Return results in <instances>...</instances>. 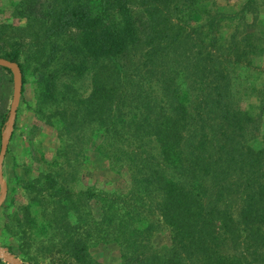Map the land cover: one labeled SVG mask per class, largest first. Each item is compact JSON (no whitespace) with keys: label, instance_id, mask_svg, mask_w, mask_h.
Wrapping results in <instances>:
<instances>
[{"label":"trees","instance_id":"obj_1","mask_svg":"<svg viewBox=\"0 0 264 264\" xmlns=\"http://www.w3.org/2000/svg\"><path fill=\"white\" fill-rule=\"evenodd\" d=\"M196 5L46 0L9 27L11 41H31L34 116L57 140L50 168L22 181L26 202L3 225L20 248L25 235L35 244L28 260L100 264L88 252L96 241L116 244L119 264H264V132L240 110L234 75L263 51V31L223 36L224 16ZM57 49L66 57L49 68ZM18 54L12 45L0 56L22 81ZM259 93L261 112L264 84ZM90 146L127 171L125 193L71 187ZM161 227L170 244L152 247Z\"/></svg>","mask_w":264,"mask_h":264},{"label":"rangeland","instance_id":"obj_2","mask_svg":"<svg viewBox=\"0 0 264 264\" xmlns=\"http://www.w3.org/2000/svg\"><path fill=\"white\" fill-rule=\"evenodd\" d=\"M45 1L0 0V31L3 29L7 34L10 26L24 25L25 16L36 11L39 12L40 3L45 4ZM197 3L196 6L208 14L221 13L224 16L220 21L219 29L223 36H227L235 27L238 30L243 28L248 31L247 33L253 35L257 30H261L264 36V0H197ZM198 12V17L192 20L194 23L205 18V12L201 10ZM231 15L232 17H228ZM71 33L73 32L71 31L67 36ZM66 37L64 38L66 39ZM12 45L19 52L18 60L22 64L24 73L13 128L1 166V178L5 193L0 204V251L15 256L23 264H53L49 257L42 255L36 259L28 260L34 257L35 244H29V241L26 243L25 234L22 241L23 245L20 248L13 235L3 233V225L7 222L8 215L26 202L21 187L22 181L36 177L39 171L48 170L50 167H48L47 162L51 159L57 146L56 131L34 116L33 79L37 67L34 62L35 58L32 60L30 55L32 51L31 41L23 36L11 41L9 34L2 35L0 37V54L10 50ZM257 46H259L258 43ZM260 46L263 47V51L260 53L255 51L250 54L248 56L249 64L241 62L235 65L234 75L236 77L235 86L237 88L239 86L238 106L242 112L247 113L252 118L254 129H258L261 133L264 132V111H259V92L264 84V42L260 43ZM54 57L49 68H52L57 61L66 56L63 51L57 49ZM11 92V72L8 68L0 66V131L8 113ZM77 165L78 175H76V180L71 183L74 190L93 187L107 192L125 193L127 191L130 183L127 171L112 169L108 159L94 151L93 147L83 149V156ZM91 208L92 213L97 216L99 214L98 204L93 203ZM30 234L32 233L30 232ZM150 244L155 248L168 246L170 244L168 230L162 227L154 230L150 236ZM20 250L21 252L27 251L29 254L26 260L21 257ZM88 252L100 264L120 263L119 250L114 243L94 241L88 247ZM0 262V264H7L2 260Z\"/></svg>","mask_w":264,"mask_h":264},{"label":"water","instance_id":"obj_3","mask_svg":"<svg viewBox=\"0 0 264 264\" xmlns=\"http://www.w3.org/2000/svg\"><path fill=\"white\" fill-rule=\"evenodd\" d=\"M0 66H4L10 70L11 79H12V92H11L9 109L6 116V120L0 131V204H1L5 193V189L2 184V178H1V166L5 154V150L13 128L14 116L16 113V108L20 96L21 72L18 65L15 62L3 57H0ZM0 260L6 262L7 264H23L15 256L9 253H4L2 251H0Z\"/></svg>","mask_w":264,"mask_h":264}]
</instances>
